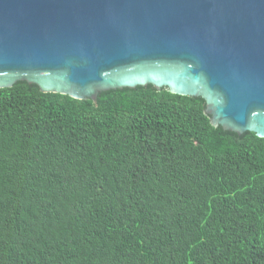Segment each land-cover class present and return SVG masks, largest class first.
<instances>
[{"label": "trees", "instance_id": "16d2710c", "mask_svg": "<svg viewBox=\"0 0 264 264\" xmlns=\"http://www.w3.org/2000/svg\"><path fill=\"white\" fill-rule=\"evenodd\" d=\"M0 264H264V138L151 85L0 88Z\"/></svg>", "mask_w": 264, "mask_h": 264}, {"label": "water", "instance_id": "95a60500", "mask_svg": "<svg viewBox=\"0 0 264 264\" xmlns=\"http://www.w3.org/2000/svg\"><path fill=\"white\" fill-rule=\"evenodd\" d=\"M97 103L151 85L264 138V0H0V88Z\"/></svg>", "mask_w": 264, "mask_h": 264}]
</instances>
